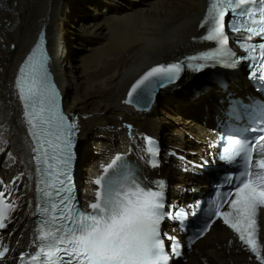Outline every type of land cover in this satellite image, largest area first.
<instances>
[{"label":"bare ground","instance_id":"1","mask_svg":"<svg viewBox=\"0 0 264 264\" xmlns=\"http://www.w3.org/2000/svg\"><path fill=\"white\" fill-rule=\"evenodd\" d=\"M206 2L103 0L102 8L98 2L89 3L91 16L83 17L75 10L77 0H0V192L12 204L10 235L16 253L29 251L33 218L49 191L46 157L37 151L15 83L21 64L45 39L65 113L76 125L72 144L83 146L81 201L90 202V177L106 168L118 170L120 176L128 167L137 172L146 137L163 141L173 154L189 155L194 162L207 150L203 137L210 136L215 125L203 126L196 119L204 103L203 96L193 93L205 82V59L200 57L217 47V42L204 39L208 26L201 27ZM84 44L81 55L76 50ZM229 48L222 57L226 63L239 57L228 55ZM175 63L186 66L173 82L177 89L171 83L155 92L156 99L141 95V89L129 97L151 68ZM160 158L164 163L155 174L171 183L172 198L181 199L175 187L201 188L181 174L182 164L166 154ZM260 239L264 244V215ZM178 264L258 263L238 233L217 222L191 249L187 261Z\"/></svg>","mask_w":264,"mask_h":264},{"label":"snow or ice","instance_id":"2","mask_svg":"<svg viewBox=\"0 0 264 264\" xmlns=\"http://www.w3.org/2000/svg\"><path fill=\"white\" fill-rule=\"evenodd\" d=\"M245 2L246 0H235V4H233V0H227L224 10H221L213 0L207 10V17L212 18L214 25L204 39L215 40L226 45L228 37L224 33L222 23L225 11L228 8L235 11L237 8H241ZM260 2L264 5V0H260ZM258 11L261 27L248 28L247 31L264 36V6H261ZM214 12L215 15H213ZM240 15L255 17L256 13L252 10H242ZM207 17L201 27L209 23ZM252 22L257 23L255 19ZM250 38L251 36H249ZM259 47L264 50V44H260ZM37 54H39V59H37ZM228 55L231 54L228 53ZM208 58L207 55L200 57V59ZM47 59L41 45H37L36 50L19 70L20 76L16 81L20 99L24 101L25 117L28 119L31 129L37 128V124L33 122L34 118L39 120L41 124H50L51 120L46 119L43 113L46 111L52 113L53 109L56 108L58 93L55 90V85L50 82L46 67ZM189 59H196V57ZM261 59H264V52L261 53ZM26 68L29 69V81L24 79ZM180 71H182L181 63L151 68L133 85L129 97L131 98L137 89H141L142 93L148 92L157 82L163 86L165 79L178 78L174 74H178ZM26 84L27 88L25 87ZM37 98H39L40 115H37ZM65 119L63 115L59 116L60 127H64ZM67 128L72 130L76 128V125L71 123L67 125ZM46 134L48 133L32 132V135L37 138L40 148L44 149L45 155L48 148L52 146V141H47V147H45L44 141L40 140L39 137ZM71 134V131L67 133L62 141L65 147L60 148V151L67 149V154L61 161L64 164V169L60 171L59 175L63 176L64 179L59 180L62 187L56 190L58 193L67 191V186L71 182V175L67 171L71 167L73 156L70 151ZM57 139H60L59 134ZM145 139L149 144L148 151L153 156L158 154V149L154 147L155 142L147 137ZM260 140L264 141V136L260 137ZM240 149H245V146L237 145V142L233 141L229 146L228 154L221 157L229 165L240 164L243 161V170L235 176L229 175L227 177L229 183L233 181L238 183L235 185L234 194H229L235 197L231 201V211H225L222 218L223 222L237 232L240 240L256 254L260 264H264V257L261 256L255 239L258 209H264V159L256 160L255 163L260 174L257 179H252V151H246V155H242ZM39 150L37 149V151ZM102 180L103 177L97 179L95 183L102 185ZM158 187L160 190L146 189L141 180L134 176L129 177L127 188L123 192L119 188H110L103 195L101 192H97L96 202L90 205L92 212L77 213L75 218L65 216L62 212L56 214L58 205L53 203L50 209H45V212L49 213V218L44 220L38 229V239L47 243L40 246L39 252L33 255L31 259L35 261L43 253L48 257L50 264H56L52 258L57 253L62 252L70 259L64 261L63 257H59L61 264H169L170 257L174 258L175 255L179 254V246L177 245L171 252L165 250L161 224L169 214L165 211L163 182H160ZM63 199L64 197L61 196V200ZM0 206L4 209L12 208L11 203H4L2 193H0ZM216 214L221 215L219 209H217ZM7 218L6 212L0 211V228L5 226L4 220ZM66 220L68 221L67 224L64 223ZM45 227H47V231H45ZM163 236L174 239L167 237L166 233ZM60 245H64V247L61 248ZM6 251V249L0 251V258L4 257Z\"/></svg>","mask_w":264,"mask_h":264},{"label":"water","instance_id":"3","mask_svg":"<svg viewBox=\"0 0 264 264\" xmlns=\"http://www.w3.org/2000/svg\"><path fill=\"white\" fill-rule=\"evenodd\" d=\"M211 42L215 41V40H209ZM217 42V41H215ZM230 47V46H229ZM228 47V43L226 45H222L220 43L217 42V47L215 48H211L210 50L207 51V53L205 55H207L209 58L208 59H205V62L203 63V69L204 71L206 72V75H205V82H204V85L201 89H197L196 91H194L193 93L196 94V93H200L202 92L203 90H205L208 86H209V82L213 76L214 73L216 72H219V71H222L226 68L227 66V63L225 61H223L222 57L224 56V52ZM229 50L233 53V54H237L239 56V64L240 66L238 67V69L240 70V73L243 77H246V73H245V70H247V66L243 65V60L241 59L240 57V54L238 53V51L236 49H230ZM237 52V53H235ZM186 66H182V70L185 68ZM245 68V69H244ZM182 73V71H180L178 74H174L176 75L177 77ZM179 78V77H178ZM178 78L176 79H165L164 82H163V86L164 85H167V88H169V86L171 85H176L174 84L173 82L175 80H177ZM163 86H160L159 89H161ZM179 86L176 85L174 87V89H177ZM159 91V90H158ZM180 91V90H179ZM151 90H149L148 94H150ZM180 92H184V91H180ZM192 93V94H193ZM145 93H142L141 92V95H144ZM193 94V95H194ZM155 93H152L150 94V97L151 96H154ZM189 96V95H188ZM154 98V97H153ZM152 98V99H153ZM79 147H82L80 144H78ZM79 170V168L77 169ZM182 263V262H181Z\"/></svg>","mask_w":264,"mask_h":264},{"label":"rangeland","instance_id":"4","mask_svg":"<svg viewBox=\"0 0 264 264\" xmlns=\"http://www.w3.org/2000/svg\"><path fill=\"white\" fill-rule=\"evenodd\" d=\"M92 2H98L101 7H105V5L103 4V0H77V3L75 5V10L77 12H79L83 17H90L91 15V10L88 8V4L92 3ZM137 3V2H136ZM108 8V6H106ZM109 9V8H108ZM105 10V9H104ZM102 10V11H104ZM130 10V9H129ZM85 44L82 45L79 49H77L76 51L79 52V54H83V48H84ZM165 94V92H164ZM210 96V95H209ZM208 96V97H209ZM203 100V99H202ZM202 100H200V102H203ZM214 128V127H213ZM163 143V141H161ZM83 147V146H82ZM82 154V151H81ZM185 156H187L186 154H184ZM81 170H82V166H81Z\"/></svg>","mask_w":264,"mask_h":264}]
</instances>
